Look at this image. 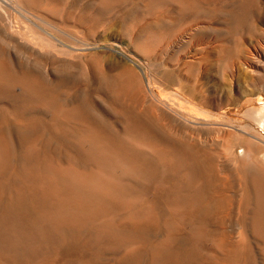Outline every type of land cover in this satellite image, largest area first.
I'll list each match as a JSON object with an SVG mask.
<instances>
[{"label": "rangeland", "instance_id": "rangeland-1", "mask_svg": "<svg viewBox=\"0 0 264 264\" xmlns=\"http://www.w3.org/2000/svg\"><path fill=\"white\" fill-rule=\"evenodd\" d=\"M1 3L7 8H0V38L5 39H0L1 52L15 68L27 66L45 74L66 103L82 104L109 128L119 129L120 97L154 118L166 135L184 136L220 156L232 176L243 164L256 166L239 135L254 131L264 139V0ZM0 119L10 148L9 171L0 173V264H152L149 248L167 239L164 228L141 237L126 235L119 242L100 226L128 222L126 208L111 209L76 230L56 226L37 210L20 206L17 191L30 182L15 174L26 160L24 145L12 129L47 118L21 113L0 100ZM39 131L42 154L68 167L66 150L56 147L54 154L44 147L49 131L43 123ZM232 146L241 151L239 156ZM72 162L78 164L74 157ZM126 199L135 201L132 195ZM248 207L245 191L243 208ZM241 247L234 262L223 260L220 252L212 256L211 246L201 242L199 256L190 264H262L261 257L249 255L247 243Z\"/></svg>", "mask_w": 264, "mask_h": 264}, {"label": "bare ground", "instance_id": "bare-ground-1", "mask_svg": "<svg viewBox=\"0 0 264 264\" xmlns=\"http://www.w3.org/2000/svg\"><path fill=\"white\" fill-rule=\"evenodd\" d=\"M0 8L7 10L1 0ZM10 61L0 50V100L21 113L44 115L47 119L42 123L49 135L43 146L54 154L56 147H63L70 164L57 165L42 154L37 145L39 120L12 129L24 145L26 160L15 174L30 182L17 191L20 206L37 210L56 226L76 230L111 209L126 208L128 222L106 221L100 226L119 242L126 235L141 237L164 228L167 239L149 248L152 264H190L198 258L201 242L211 246L212 256L220 252L223 260L234 262L244 250L241 245L247 243L249 255L261 257L264 264V157L259 156L264 139L260 133L244 130L239 135L240 143L246 144V156L254 155L258 166L243 164L235 177L220 156H213L206 147L197 148L184 136L166 135L154 118L120 97L122 127L109 128L82 104L63 101L45 74L27 66L15 68ZM64 83L61 76V86ZM4 128L0 119V173L8 172L10 166ZM232 148L234 156H239L241 151ZM131 195L134 202L126 199ZM182 227L186 231L179 232Z\"/></svg>", "mask_w": 264, "mask_h": 264}]
</instances>
